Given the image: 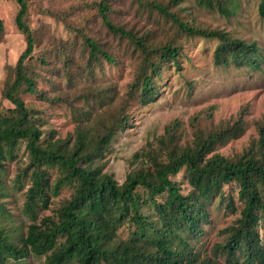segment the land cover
<instances>
[{
  "label": "trees",
  "instance_id": "16d2710c",
  "mask_svg": "<svg viewBox=\"0 0 264 264\" xmlns=\"http://www.w3.org/2000/svg\"><path fill=\"white\" fill-rule=\"evenodd\" d=\"M14 1L18 6L14 25L26 47L3 94L12 107L0 113V264H27L33 259H39V264H213L215 257L202 258L201 252L191 246L209 224L212 205L237 216L222 231L225 240L214 246V255L227 258L229 264H264V120L257 126L256 141L240 157L207 156L215 143L240 133L236 126L229 133L197 136L191 147L167 149L164 161L151 158L152 169L134 170L118 184L112 175L92 164L101 158L116 132L127 126L128 116L122 108L115 120L102 121L96 134L78 126L73 137L61 140L40 129L37 111L21 99L23 94L37 93L38 75L31 64L35 38L25 21L27 3ZM196 1L225 16L233 14L219 0ZM170 4L143 2L150 12L155 10L170 19L185 36L217 41L215 64L257 65L255 44L184 23L168 10ZM108 6L106 1L96 4L104 28L137 55L128 99L146 106L158 95L164 68H180V48L151 45L147 33L138 36L113 24ZM258 14L264 20V0H259ZM3 30L0 19V37ZM83 47L86 57L74 77L69 71L70 55H58L65 83L80 76L94 78V68H100L103 61L117 64L94 38L83 36ZM39 61L46 63L44 58ZM40 96L51 104L57 102ZM20 146L28 154L27 166L18 168L12 178L6 177L8 164ZM50 170L57 171L52 181ZM180 174L183 181L177 180ZM63 187H71L72 195L56 215L40 217L51 195H57ZM18 193L24 198L19 227L11 220L13 215L7 206ZM22 220L28 224L24 226Z\"/></svg>",
  "mask_w": 264,
  "mask_h": 264
},
{
  "label": "rangeland",
  "instance_id": "374dc122",
  "mask_svg": "<svg viewBox=\"0 0 264 264\" xmlns=\"http://www.w3.org/2000/svg\"><path fill=\"white\" fill-rule=\"evenodd\" d=\"M26 23L35 38L32 68L37 73L36 94H23V102L38 113L40 129L53 139L74 136L78 126L96 134L102 121L116 119L120 109L128 116L127 126L116 132L105 151L92 165L113 176L121 184L126 175L139 168H150V159L165 160L166 150H182L191 147L197 136L206 138L212 134L229 133L236 126L240 133L230 135L215 143L207 156L214 154L227 159L240 157L256 141L257 126L264 120V20L258 14L259 0H235L226 3L233 11L225 16L215 9H206L196 0H25ZM109 4L110 21L133 31L138 36L147 33L151 45L170 44L180 48L179 69L165 67L158 95L154 102L140 106L128 99V90L136 75V53L119 38L104 28L96 4ZM155 1L168 5V10L179 20L193 27L218 30L230 39H237L257 48V65L224 67L214 62L215 40L187 37L167 17L143 6V2ZM224 1V2H223ZM18 6L14 0H0V19L3 34L0 37V113L12 104L3 97L7 83L13 77V69L25 50L26 43L14 25ZM83 36L102 43L117 60L111 65L103 61L94 68V78L80 76L65 83L60 52L71 57L69 71L73 77L83 67ZM44 58L46 63H40ZM54 98L51 104L41 96ZM60 99V100H58ZM122 115V114H121ZM168 130V133H166ZM28 154L23 146L8 164V176L12 178L18 168H25ZM57 176L50 170V180ZM177 180L183 181L182 174ZM71 187H63L57 195H51L40 217L56 215L61 205L72 195ZM235 203L236 198H234ZM24 198L18 193L7 205L11 220H21L20 208ZM237 218L223 208L214 205L209 210V224L203 235L191 242L202 258L215 257L213 264H229L227 258L214 255V246L223 243L222 231ZM24 226L28 223L22 220ZM27 264H39V259Z\"/></svg>",
  "mask_w": 264,
  "mask_h": 264
}]
</instances>
